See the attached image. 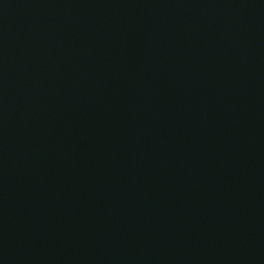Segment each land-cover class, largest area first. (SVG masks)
Instances as JSON below:
<instances>
[{"label": "water", "instance_id": "water-1", "mask_svg": "<svg viewBox=\"0 0 264 264\" xmlns=\"http://www.w3.org/2000/svg\"><path fill=\"white\" fill-rule=\"evenodd\" d=\"M0 264H264V0H0Z\"/></svg>", "mask_w": 264, "mask_h": 264}]
</instances>
